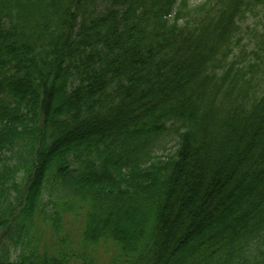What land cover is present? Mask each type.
<instances>
[{
  "label": "trees",
  "instance_id": "1",
  "mask_svg": "<svg viewBox=\"0 0 264 264\" xmlns=\"http://www.w3.org/2000/svg\"><path fill=\"white\" fill-rule=\"evenodd\" d=\"M259 16L0 0V264H264Z\"/></svg>",
  "mask_w": 264,
  "mask_h": 264
},
{
  "label": "rangeland",
  "instance_id": "2",
  "mask_svg": "<svg viewBox=\"0 0 264 264\" xmlns=\"http://www.w3.org/2000/svg\"><path fill=\"white\" fill-rule=\"evenodd\" d=\"M198 1L199 0H192L193 3H196ZM246 22L249 23V24L257 23L259 27H263V25H264V20L260 16L257 19H255V20L247 19ZM245 40H248V38L245 39ZM174 143H175V140H171L169 142V144L167 145L166 150L165 151H160L159 153H163V152L164 153H168V152L172 151L173 147H174ZM76 226L79 227V224L77 222H74L72 224V229H73V227H76Z\"/></svg>",
  "mask_w": 264,
  "mask_h": 264
}]
</instances>
